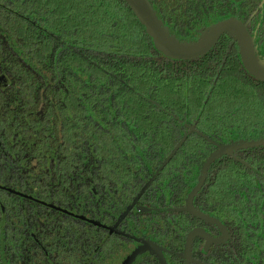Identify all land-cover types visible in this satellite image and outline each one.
Segmentation results:
<instances>
[{
  "label": "trees",
  "instance_id": "1",
  "mask_svg": "<svg viewBox=\"0 0 264 264\" xmlns=\"http://www.w3.org/2000/svg\"><path fill=\"white\" fill-rule=\"evenodd\" d=\"M262 1L148 0L186 42L235 17L251 20L252 34L262 12L254 45L264 59ZM259 139L264 83L228 36L175 60L123 0H0V213L16 228L13 264H123L126 242L153 243L182 264L192 216L141 210L183 207L214 145ZM211 170L217 219L227 206L247 220L236 207L248 197L264 215L263 147ZM126 218L127 234L112 233ZM9 235L0 229V245ZM133 264L158 262L147 252Z\"/></svg>",
  "mask_w": 264,
  "mask_h": 264
},
{
  "label": "water",
  "instance_id": "2",
  "mask_svg": "<svg viewBox=\"0 0 264 264\" xmlns=\"http://www.w3.org/2000/svg\"><path fill=\"white\" fill-rule=\"evenodd\" d=\"M123 1L128 5L130 10L143 26L146 34L152 40L155 49L165 57L182 61L196 59L205 55L212 48H214L222 36H228L238 47L240 62L245 71L256 80L264 83V59L258 54L254 45V36H251L247 30V23H242L238 18L220 21L209 27L201 29L199 31V37L196 41L186 42L181 41L177 38V36L170 34L169 29L163 25L159 14L150 6L148 0ZM214 146L216 149L205 160L196 185L186 196L184 207L166 210L144 208L141 210L142 212L149 213L157 211L184 212L218 228L221 236L217 239H212L200 229L192 230L187 234L184 245V253L181 256L184 264H192L191 250L192 243L195 238H202L205 241V247L223 244L227 239V232L225 228L217 220L199 212L193 207V199L202 188L208 170L212 164L221 157L233 155L236 152L247 149L259 147L264 148V139L238 141L224 146ZM144 252L152 254L157 259L159 264H167L163 256V250L157 245L149 242H145L136 248L123 262V264H132L136 258Z\"/></svg>",
  "mask_w": 264,
  "mask_h": 264
},
{
  "label": "flooded vegetation",
  "instance_id": "3",
  "mask_svg": "<svg viewBox=\"0 0 264 264\" xmlns=\"http://www.w3.org/2000/svg\"><path fill=\"white\" fill-rule=\"evenodd\" d=\"M263 2L264 1L261 2V5H260L261 8L263 6ZM254 15L255 14H253V17H254ZM262 15H263V13L261 12L260 17L258 18L257 27L252 32V34L249 33L251 36H254V40L256 39V31L259 28V25L261 22L260 19L262 18L261 17ZM250 21L251 20H248L246 22L247 23V30L249 29ZM215 149L216 148L214 146V150ZM243 151H245V150H243ZM239 152H242V151H239ZM239 152H236V153H239ZM229 156H231V155H229ZM224 157H228V156H224ZM221 158H223V157H221ZM219 160H217L216 162H218ZM215 163H213L212 166L210 167V169L208 170L207 175H206V179L203 183L202 188L200 189L198 194L194 197L193 207L196 210H198L199 212L217 220L225 228V230L227 232V239L223 244L210 245L209 247H205V241L202 238H200V237L195 238L193 243H192V250H191L192 264H264V215L263 216L260 215V212H262V210L260 209L258 204L254 203V204L250 205L249 201H246L248 199H251L252 197H248L247 199H245L242 202V204H240L236 207V208H238V210L241 207H242V210L248 209L249 213L246 212L244 214V217L248 218L247 220H243L239 216V213H237V212H236L237 217H235V214H234L235 211H231V210L227 209L228 208L227 206H224L222 208V210L224 211V216L221 219H217L216 214L213 211V208H215L216 210L218 209L216 205H213L212 198H211V189H212L211 187L214 184V180L210 176L212 174L213 175L217 174V171L211 170L212 167L215 165ZM202 166H201V168H202ZM200 172H201V169L199 171L198 176L192 180V188L196 185L197 179L200 175ZM162 181L165 182L164 179ZM162 181L158 182V185L160 187H162L164 185V183ZM243 198L244 197L242 195V199H240V200H243ZM184 203H185V201H184ZM183 207H184V205H183ZM56 209H61V208L58 207ZM147 209H152V208H147ZM166 209H177V208L176 207L156 208L154 210H166ZM141 213L146 214L149 212H142L141 211ZM153 213H174V212H165V211L158 212L157 211V212H153ZM233 217H235V218H233ZM246 218H244V219H246ZM10 219L11 218H9V217L7 218V216H5V218H3L1 213H0V227H1L0 229L3 230V233H4V231H8L10 233V235L13 236V237H10V235H9L8 240H6V241L3 240V244L0 245V258H1L2 264H13L12 257H14L16 259V254H17L15 251L13 253L8 251V249L14 248V246L16 244L15 237H17L14 234L16 228L13 225L12 219L11 220ZM124 221H125L124 227H122L123 226L121 224L122 222H117V219H116V221H114V223H110L112 228L114 229L112 233L117 234V235L127 234V228H128L127 226H129V227L132 226L131 225L132 220L126 218ZM106 226H107V224L104 227H106ZM195 229H200V230L204 231L212 239H217L221 236V233L218 230V228H216L215 226H213L207 222H204V221L198 219L197 217L192 216V229H191V231L195 230ZM184 245H185V243H184ZM139 246H141L140 243H138V245H136L135 248L133 247V250L131 251L132 244L126 242V245H125L127 250L130 251V254ZM114 250H115V248H114ZM144 253H147V252H144ZM144 253H142V254H144ZM183 253H184V249H183ZM5 256L8 258L5 259ZM103 260L105 261L103 264H121L122 263L119 260L118 261L115 260L113 263H110V261L106 260L105 257H103ZM93 264H98V260L94 259ZM100 264H102V263H100ZM182 264H184L183 259H182Z\"/></svg>",
  "mask_w": 264,
  "mask_h": 264
}]
</instances>
